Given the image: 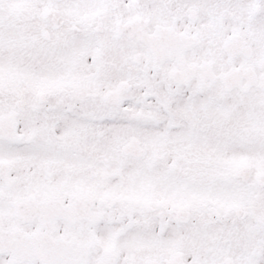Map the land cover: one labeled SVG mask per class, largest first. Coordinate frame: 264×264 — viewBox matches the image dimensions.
Returning <instances> with one entry per match:
<instances>
[{
    "label": "flooded vegetation",
    "instance_id": "flooded-vegetation-1",
    "mask_svg": "<svg viewBox=\"0 0 264 264\" xmlns=\"http://www.w3.org/2000/svg\"><path fill=\"white\" fill-rule=\"evenodd\" d=\"M0 264H264V0H0Z\"/></svg>",
    "mask_w": 264,
    "mask_h": 264
}]
</instances>
